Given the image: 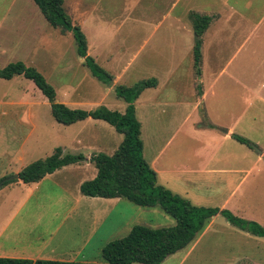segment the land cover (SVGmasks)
Listing matches in <instances>:
<instances>
[{
    "label": "rangeland",
    "instance_id": "374dc122",
    "mask_svg": "<svg viewBox=\"0 0 264 264\" xmlns=\"http://www.w3.org/2000/svg\"><path fill=\"white\" fill-rule=\"evenodd\" d=\"M79 1L84 13L96 7L97 16L112 17L114 14L118 16L119 13L125 14V24L116 35V39L122 44L127 42L130 47L139 45V37L142 39L148 37L145 30H152L149 22L160 19L163 15L162 11L169 9L163 7L162 0H100L98 4V0ZM70 2L71 0H66V5ZM188 9L193 10L187 12L186 15L188 23L191 24L193 13L211 17V11H216L218 15H221L219 20L221 27L212 30L215 32L217 28H221L219 34H214L215 41L212 44L209 45L210 37L206 43V69L202 72H204L203 81L207 86L213 80L212 75L215 72L213 70L224 65L225 59L237 50L240 42V35L236 32L237 28L249 29L252 24L256 25V22L264 16V0H182L180 7L173 13L175 15L180 13L182 18L185 17L182 15ZM34 10L42 16L47 25V28L45 25L41 29L37 48L29 58L21 55L22 52L17 54L18 60L9 57L0 58V69H4L11 63L23 61L29 67H35L54 86L57 92V102L71 109L86 111L105 106L113 111L125 113L128 104L118 96L116 92L118 86L131 87L142 80L155 78L158 81L160 79L163 84L162 88H150L135 103L137 118L144 125L143 132L146 141L144 156L149 163L162 145L172 139L180 121L190 117L180 134L173 139V144L165 152L162 162L175 158L173 161L180 163L181 166L189 165L190 168H195L197 163L194 154L205 153L206 147L209 146L215 150L219 149L220 155L212 164L201 166L203 169L209 165L213 168L235 166L252 169L243 182L244 174L194 173L181 174L177 177L178 182L170 181L167 175H160L158 184L189 200L195 206L226 209L239 218L257 222L264 227V160L255 166L253 163L249 166L247 160L243 166L239 165L243 161L242 156L246 154L256 160L260 154L259 151L264 150V147L258 148L256 140L253 141L254 146L245 145L242 148L236 142L221 143L220 139L206 142V136H214V133L203 134L204 130L199 128V126H207L211 123L213 117L222 123L225 116L219 113L215 101L205 104L206 112L204 106L200 105L195 108V93L192 90L195 86L196 95H200L198 91L200 77L196 80L193 71L194 69L196 72L193 66L192 36L194 33L190 35L191 37L188 36V32L185 33L186 38L190 39L189 42L186 40L179 46L171 45L172 30L165 29L168 28V23L173 26L172 16H170L164 28L154 34L150 44L140 52L142 55L140 59L124 74L121 70L125 61H119L116 53L130 54L133 51L115 50L113 49L115 43H113L107 51L109 55L115 54L112 60L105 62L104 57L99 61L95 60L117 80L116 82L114 79L106 84L92 74L83 58L79 56L74 35L69 32L61 36L59 29L50 27L33 0H30V4L29 0H0V51L1 44H4L6 49H10L7 46L14 48L18 43L21 35L17 30V32L13 30V27L20 28L19 23L22 19L19 18V13L21 11L32 13ZM241 17H245V20ZM128 29L139 30L138 35L134 37L138 39L137 41L131 40V37L127 35ZM4 42H8L9 45H5ZM12 54L16 52L12 51ZM245 98L249 99V96ZM157 100L162 104L158 105L156 110H152L150 104ZM238 104L241 106L242 102L239 101ZM246 106L247 103L244 102V107ZM194 108L195 112H193ZM212 108L215 114L211 111ZM261 120L262 123H256L259 126L258 130L255 127V130L252 129L253 132H251L255 139L260 140V143L264 142V116ZM195 124L198 129L193 127ZM190 128L194 129L195 136L192 137L198 142L190 138ZM213 129L211 127V131ZM123 140L124 135L104 121L88 119L71 126L59 124L52 116L51 102L34 82L24 76H16L12 80L0 79V181L19 174L21 169L36 161L52 156L58 148H62L64 154L87 155L88 153L90 155L92 152L111 155L112 148L104 150L102 147L108 144H115L119 147ZM227 149L230 150L232 156H238L234 164L218 161L226 154ZM93 155L91 154V157ZM89 164L91 165H85L83 171L69 175L66 180L63 177L61 179L57 177L58 181L52 179L46 182L36 193H23L31 189L29 184L22 181L20 183V180L4 187L2 189L4 192L0 193V204L15 201L10 203H15V205L9 206L7 211L3 210L4 215L0 216V222H8L11 219V222H16L17 226H21L18 228L14 226L8 230L7 235H11L0 242V250L2 246L12 247L11 238L14 234H19L14 237L19 242L16 244L31 246L33 243H38L33 240V229L38 232L37 236H45L51 222H93V214L98 213V216L102 211H108V209L98 208L93 203L92 210H90L85 204L76 205L72 198L66 200L67 196L73 197L77 194V181H90L97 175L95 165ZM160 164L161 161L156 168ZM78 166V164L69 166V170H76ZM94 172H96L95 176H93ZM232 191H235L232 199L224 206V202ZM60 195H63L61 198L64 202H58L57 197ZM27 198L29 199L25 201ZM112 210L113 213L107 222H111L109 227L111 225L114 227L116 240L127 236L135 226L161 229L176 225V220L166 214L159 205L140 207L127 199H120ZM64 215L67 216L65 221H63ZM10 216L14 217L10 218ZM38 222L41 223V227H38ZM77 231L76 235L81 236V232ZM202 234L191 246L168 257L163 264H264V237H257L234 227L222 215L218 214L214 217L211 227L205 234ZM30 251H34L33 248ZM87 263L105 264L106 261L100 253L99 257L89 259Z\"/></svg>",
    "mask_w": 264,
    "mask_h": 264
},
{
    "label": "crops",
    "instance_id": "0c3cea01",
    "mask_svg": "<svg viewBox=\"0 0 264 264\" xmlns=\"http://www.w3.org/2000/svg\"><path fill=\"white\" fill-rule=\"evenodd\" d=\"M99 2L100 0L97 1V4ZM162 2H163V7L169 9L167 11H162L163 15L160 17V19H156L155 22L152 21L149 22L150 25H152L151 26L152 30L149 29L145 30L147 31L146 36L149 35L148 37H146L145 39L139 37L138 40L134 37L138 35L139 30L128 29V31L126 32L127 35L131 37V40L134 39L135 41L137 40L139 41V45H137L136 47L135 46L130 47L127 44V42H125V44H122L120 43V40L116 39V35L120 31L121 27H123V25L125 24L126 21L125 14L119 13L120 14L119 16L118 14H114L112 17L110 16L104 17L100 15L97 16L96 7H93L90 10V12L86 11V13H84L81 10V2L79 0H71V2L67 5L65 0L64 8L66 10V13L70 15L73 24L75 26H79L86 35L88 40V55L93 57L95 60L99 61L102 57H104L105 62L108 60H112L115 57V54L109 55L107 54L108 53L107 51L110 49L113 43H115V45L113 46V49L115 50H119V51L122 50L127 52L133 51L130 54L116 53L117 59L119 61H125L123 69L121 70V73L124 74L128 71L129 67H131L140 59V57L142 56L140 52L144 51L145 48L150 44L154 34L159 33L164 28V25L166 24V21L170 18V16H172L173 26H171L170 23H168V28L165 29L168 31L170 29L172 30L171 45L174 44L176 46H179L180 44L184 43L186 40L188 42L190 41L189 38H186L185 33L188 32L187 34L188 36H190L192 33H194V29H193V25L191 23H188L186 19V15L187 12L193 10L192 9L186 10L185 13L182 15L185 17L181 18L180 13L175 15L173 11L174 10L176 11L180 7L182 0H162ZM29 4H30V0H29ZM19 14H20L19 18L22 19V21L19 23L20 28L18 27L16 29L13 27V30L15 31L17 30L22 37L20 36L17 44L13 42L15 44L14 48H12V46L11 47L7 46V48L10 49H6L3 46L4 44H1L0 58L9 57V58H14V60H18L19 57L17 56V54H21V52H22L21 55L27 56L29 58L30 55L37 48L38 37L41 36L40 34L41 29L45 27L46 23L44 22L42 16H40V14H38L36 10H34L32 13L28 11H21ZM211 15L213 21L203 36L201 75L198 76L195 70L193 69L196 80L197 77H200V84L198 85V91L200 95L199 96L196 95L195 86H193L192 91L193 93H195V97H194L196 100L195 108L200 105L204 106V110L206 112L205 104L209 103L210 101H215L219 113L225 116V120L222 123H220L219 119L211 117L212 114L211 113L210 114V117L212 118V121L210 120L211 123H209L207 126H199V128L200 130H204L203 134L208 132L214 133L213 134L214 136L211 137L206 136V140H205L206 142H210L209 140L213 142V140L216 141L220 139L221 143L226 144L227 142L228 143L236 142L237 144L241 145L242 148V146L245 145L241 144L236 139H234V135H237L249 140L253 144L252 146L255 145V142L253 141L256 140V146L258 148L264 147L263 145L264 142L261 141L260 143V140L255 139V136H252L251 133L253 132L252 129L255 130V127L257 128L256 130H258L259 126L256 125V123H262L261 119L262 116H264V27H263L264 16L256 22V25L252 24V26L249 29L248 28L241 29L240 27L237 28L236 32L240 35V42L237 50L234 51L229 58L225 59L224 65H222L220 68L216 70H213L215 71L214 74L212 75L213 80H211L206 86L203 81L204 72H202V70L204 71V69H206L207 39L208 37H210L209 45L212 44L215 41L214 34H219V31L221 30V28H217L216 29L217 31L212 32V30H214L216 27H221L219 26L220 25L219 20L221 19V15H218L216 11H211ZM241 19L245 20V17H241ZM48 25L52 27L49 23ZM186 25L189 26L187 27ZM57 29L60 30L61 36L67 35L69 33V32H63L61 28H57ZM211 34L213 35L211 36ZM192 42L194 46L195 35L192 36ZM4 43L5 45H9L8 42H4ZM187 47L188 49L190 48L189 44ZM12 51L16 52V54L11 55ZM143 57H145V55ZM193 66H194V56H193ZM115 81L117 82L116 78ZM158 82L159 84L156 88L157 89L160 87L162 88L163 84L161 80L158 79ZM148 90L149 89H147L146 91ZM146 91H144L143 94ZM244 95L245 97L249 96V99L245 98ZM239 101L242 102L241 106L238 104ZM244 102L247 103L246 107H244ZM161 104L162 103L159 100H157L151 103L150 107L152 110L154 109L156 110V107ZM164 104L167 105L168 103H164ZM195 108L193 112H195ZM211 111L215 114L213 108ZM189 118L190 117L180 121L176 129V133L174 134L172 139L164 143V145H162V147L155 153L154 157L152 158L150 164L153 167V169L158 173V180L160 175H167L168 176L167 178L170 181L172 180L173 182H178L179 180L177 179V177H180L181 174L189 175L194 173H206V174L228 173V174H236V175L244 174L242 177V182H243V180L246 179V177L251 173L252 168L244 169L235 166H231V168H224V167L213 168L210 167L211 165H209L204 169L201 167V166L205 167V165L207 164H212L217 158V156L220 155V152H218L219 149L215 150L209 146L206 147L205 153L199 155L197 153L194 154V159L196 160L197 163L195 168L194 167L190 168L189 165L181 166L180 163L174 162L175 158L166 159L162 162L165 152L173 144V139H175V137L180 134L181 130H183L182 129L183 126H186ZM195 126L197 125L195 124L193 127L196 128ZM211 127L214 128L212 131H211ZM143 130H144V125L142 124V140L144 142V152H145L146 141L144 138ZM193 130H194L193 128L189 129L190 138L193 139V141L198 142V140H195V138L192 137L195 136ZM109 145L111 144H108V146H103L102 148L104 150L106 148H112L113 153L111 155H113L119 147H117L118 145L115 144L111 146ZM77 146H79V144ZM91 154L93 155L94 153L91 152L90 155L88 153L87 155H85L87 160L85 162L78 164L79 166L78 168H76V170L75 169L69 170L70 169L69 166L65 167L64 169L59 170L52 175H48L40 183L29 184L28 186L30 187L31 190H29L28 192L23 191V193H36L43 187V185H45L46 182L51 181L52 179H56V181H58L57 177H60V179L63 177L66 180L68 179L67 177L69 175H73V173L78 171L81 172V170L83 171L86 167L85 165H91L89 164L91 163ZM237 157L238 156H232L230 150L227 149L226 154L223 157H220L218 161L226 164H234V162L237 160ZM242 158L243 161L239 163L240 166H243L245 160H247L249 166L252 163L253 166H255L256 164L258 165L264 160V150H261V153L259 154L256 160L255 158H252L250 155L247 154L243 155ZM160 161H161L160 166L156 168L157 164L160 163ZM22 170L23 169H21V171ZM97 174H98V170H97ZM95 175L96 172L93 173V176ZM84 182H85L84 180L77 181L76 183V188L78 189L77 194L74 195L73 197L67 196L66 200L72 198V201L75 202L76 205L85 204L87 205V207L90 208V210H92L91 205L93 203L97 205L98 208H102V210L108 209V211L106 210L105 212L102 211L98 216H97L98 213L93 214L92 217L93 222H51L45 236L42 235L37 236L38 232H35V229H33L34 230V234H32L34 235L33 240L38 241V243H33V245L31 246H20L19 244H16L19 242L16 239H14V237L18 236L19 234L17 235L14 234V236H12L11 238V242L13 243L12 247L5 248L2 246L0 250L1 251L0 257L24 258V259L27 258L34 261L55 260V261H67V262H81V263H87L89 259L99 257L100 253L102 254L103 248L108 243L116 240L115 229L112 225L111 227H109L111 222H107V221L110 219V216L113 213L112 209L114 205L117 204L118 201H120V199H103V198H91L84 196L80 191L81 185ZM20 183L22 182L20 181ZM21 188H23V186ZM3 192H4L3 190L0 191V193ZM234 192L235 191H232L228 195V198L224 202V206H226V204L232 199ZM26 196H28V194ZM62 196L63 195L57 197L58 202H64L61 198ZM22 197L24 198V196ZM29 198H27L25 201H27ZM11 202H15V201H11ZM11 202L8 201L0 204V216L4 215L3 210L7 211L9 206L15 205V203L10 204ZM71 208L73 209V207ZM12 217L14 216H10V218ZM65 220H67V216H65L63 221ZM211 223L203 234H205L208 231V229L211 227ZM38 225H39L38 227H41L40 222H38ZM14 226L18 228L21 225L17 226L16 222H11V219L8 222H0V242L4 238H7L11 235V234L7 235V233L8 230ZM76 230H78L77 231L78 233L81 232V236L76 235L77 234ZM199 237L197 238V240L199 239ZM95 239H97L98 241H96ZM26 247H31V248L27 249ZM32 248L34 251L31 252L30 250Z\"/></svg>",
    "mask_w": 264,
    "mask_h": 264
},
{
    "label": "trees",
    "instance_id": "16d2710c",
    "mask_svg": "<svg viewBox=\"0 0 264 264\" xmlns=\"http://www.w3.org/2000/svg\"><path fill=\"white\" fill-rule=\"evenodd\" d=\"M48 23L63 32H72L77 44L78 54L86 66L100 81L108 84L114 76L108 73L88 55V40L79 26H75L64 8L65 0H34ZM195 35L194 67L201 75L203 36L210 27L213 18L200 13L191 15ZM24 76L31 80L51 102L54 119L66 126H71L88 119L108 123L124 135V140L113 155L94 154L91 157L98 170L97 176L81 185L84 196L103 199H127L140 207L161 206L164 212L176 220L170 228L153 229L135 226L124 238L108 243L102 251L105 264H163L166 259L187 249L207 229L212 219L218 214L224 216L231 225L257 237H264V227L254 221H247L235 216L229 210L204 208L192 204L189 200L174 194L158 184V173L144 156L142 124L137 118L136 101L144 91L156 88L155 78L142 80L131 87L120 85L116 92L127 104L125 113L113 111L101 106L93 111L71 109L57 102V92L46 77L35 67L23 62L11 63L0 69V79L12 80ZM234 139L244 145L252 146L247 139L234 135ZM87 160L84 154H64L62 148L44 159L36 161L19 173V180L25 184L39 183L65 167L80 164ZM18 180L0 181V191ZM0 264H97L67 262L55 260H30L0 257Z\"/></svg>",
    "mask_w": 264,
    "mask_h": 264
},
{
    "label": "water",
    "instance_id": "95a60500",
    "mask_svg": "<svg viewBox=\"0 0 264 264\" xmlns=\"http://www.w3.org/2000/svg\"><path fill=\"white\" fill-rule=\"evenodd\" d=\"M112 84H114V83H112ZM259 152L261 153V151H259ZM13 180H19V174H16V175L8 178V181H13Z\"/></svg>",
    "mask_w": 264,
    "mask_h": 264
}]
</instances>
